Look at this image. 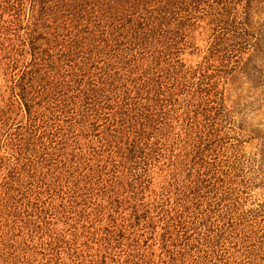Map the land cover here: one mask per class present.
<instances>
[{"label": "rangeland", "instance_id": "obj_1", "mask_svg": "<svg viewBox=\"0 0 264 264\" xmlns=\"http://www.w3.org/2000/svg\"><path fill=\"white\" fill-rule=\"evenodd\" d=\"M224 1L227 10L219 17ZM151 6L147 0L113 12L123 21L130 18L125 25L134 27L137 16H145L144 8ZM7 11L0 9L1 19H8ZM28 11L24 0L21 20ZM176 16L164 56L169 64L164 80L173 83L167 92L171 97L153 116L158 128L151 130L153 141L162 136L160 144L157 149L151 145L119 183L109 179L108 147L99 146L108 120L99 115L92 125H72L76 104L62 114L50 113L52 98L26 112L11 86L45 41L37 39L33 50L18 40L23 31L18 24L0 29V184L18 175V191L23 192L10 191L16 203L0 202V254L12 256L9 264H125L127 237L134 233L125 226L130 209L124 201L135 198L150 207L144 218L152 228L139 225L137 230L139 243L146 241L147 247L138 251L144 248L147 264L168 256L172 264H264V0H201ZM56 69L49 72L57 80L61 71L55 75ZM59 127L52 144L65 131L67 137L73 134L57 145L65 146L58 153L74 154L76 162L36 145L34 151L22 149L26 138L30 148L41 132ZM191 180L198 181L199 204L183 211L179 205L184 201L175 199ZM130 187L137 192L133 197H128ZM13 205L18 206L16 216L10 215ZM167 212L175 215L174 224L161 236ZM26 219L34 223L28 225Z\"/></svg>", "mask_w": 264, "mask_h": 264}, {"label": "trees", "instance_id": "obj_2", "mask_svg": "<svg viewBox=\"0 0 264 264\" xmlns=\"http://www.w3.org/2000/svg\"><path fill=\"white\" fill-rule=\"evenodd\" d=\"M146 1L28 0V14L24 20H21L20 14L24 0H0L2 12L11 11L8 13V19L0 18L3 23L0 26L1 30H4L10 23L18 24L17 26L23 29L18 35V40L33 50L37 47L34 46L37 39L45 41V47L36 50L38 57L30 58L29 63L19 71L15 83L11 86L17 90L16 95L22 101L26 112H29L32 104L52 98L50 102L54 104L48 106L53 107L50 113L56 110L62 114L67 111L68 105L76 104L74 115L77 117L72 125L85 122L92 125L99 115L105 121L108 120L103 126L105 128L102 130L103 136L99 138V146L108 147L107 157H111L112 168V176L109 179L116 183L120 182L125 170L129 171L139 159L144 158L151 145L157 149L160 144L159 139L162 137L160 134L154 141L151 138V130L158 128L156 127L158 123H153L156 121L153 116L165 106L163 103L171 97L167 92L173 87V83L167 85L164 80L166 77L164 73L168 72L169 65L167 57H164L168 54L165 51L170 48L172 41L166 37L175 31L174 23L177 22L173 21L179 16L176 14L180 11H187L189 3H194L195 6L201 0H180L181 6H176V1L179 0H152L151 8H144L146 15L137 16L139 19L134 27L125 25L126 21H131L130 18L123 21V17L114 16L113 11L123 13L137 4H145ZM226 10L224 1L218 8L219 17H223ZM166 65L167 68H165ZM54 69L57 70L55 75L59 70L61 71L57 80L52 78L53 75L49 72ZM152 69H155L154 73L150 72ZM149 72L151 75H147ZM113 90L118 92L112 96L110 93H113ZM69 91L72 94H68ZM75 116H72V119ZM198 126L199 124H196V127ZM61 129L62 127L51 129L52 131L46 135L41 132L36 138V144L33 140L30 148L28 142L30 138H26L22 149L34 151L36 149L34 145H36L45 151L48 149L47 153L63 151L65 146L58 147L57 144H62L63 139L67 137L65 136L66 131L63 132L64 136L61 134L58 142L52 144L56 141L54 137H59L58 133ZM49 136H51L50 139L43 140ZM72 137H74L73 134L67 139L70 140ZM99 152L97 154H100ZM58 154L68 156V161L71 163L76 162L74 154L66 152ZM75 165L76 169L80 166L79 162ZM104 166L103 163L99 169H104ZM85 168V165L81 166V171ZM117 170L121 171L119 175L114 174ZM69 173L72 174V172ZM19 180L17 175L10 176L7 182H1L0 202L11 200L16 203L18 201L14 200L15 195L10 191L20 190ZM74 185H76L75 182ZM184 188L188 190V194H185ZM198 189V181L195 180H191L187 186L180 189V197L175 200L184 201L179 202L181 203L179 206L184 208L183 211H187L192 204H199L196 199ZM130 193L128 197L137 194L131 187ZM189 194L191 197L188 199ZM124 203L126 208L130 209L126 217L124 216L125 226L131 229L130 233L134 235L127 237L129 241L126 244L127 248L122 262L147 264L144 260L146 257L144 248L141 252L138 251L142 245L147 247L146 241L140 239L139 243L137 236L141 234L138 232L141 229L138 228L139 225L143 228H152V222L144 218L149 211V204L138 203L136 198L133 202L126 199ZM17 207L13 205L14 210H11L10 215L13 213L17 215L18 211H15ZM167 214V220L163 218L165 231L161 236L170 233V226L174 224L172 221L175 215H170L168 212ZM68 218L71 219V217ZM30 221L34 223L28 219L24 223L29 225ZM64 223L67 224V222ZM122 229L123 227H120L116 233L119 238L122 237ZM56 240L62 242L60 239ZM20 243L23 245L22 242ZM18 246L20 244L15 249L19 248ZM0 255L4 256L0 260L1 264H9L7 258L13 259L12 256L5 257L4 253ZM76 255L74 254L75 259ZM104 257L105 255H102V259ZM173 261V258L168 256L167 259H160L159 264H172Z\"/></svg>", "mask_w": 264, "mask_h": 264}]
</instances>
